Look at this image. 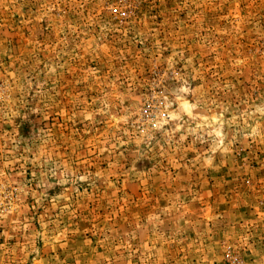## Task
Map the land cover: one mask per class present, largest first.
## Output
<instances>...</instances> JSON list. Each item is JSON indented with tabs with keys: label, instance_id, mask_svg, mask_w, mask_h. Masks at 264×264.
Listing matches in <instances>:
<instances>
[{
	"label": "rangeland",
	"instance_id": "1",
	"mask_svg": "<svg viewBox=\"0 0 264 264\" xmlns=\"http://www.w3.org/2000/svg\"><path fill=\"white\" fill-rule=\"evenodd\" d=\"M0 264H264V0H0Z\"/></svg>",
	"mask_w": 264,
	"mask_h": 264
}]
</instances>
